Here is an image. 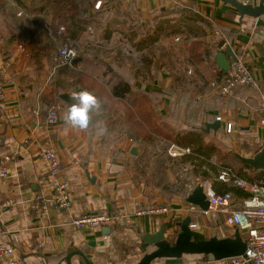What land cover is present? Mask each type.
<instances>
[{
    "label": "crops",
    "instance_id": "0c3cea01",
    "mask_svg": "<svg viewBox=\"0 0 264 264\" xmlns=\"http://www.w3.org/2000/svg\"><path fill=\"white\" fill-rule=\"evenodd\" d=\"M133 1L143 27L145 30L147 27L149 33L156 17L179 5L203 20L198 27L202 36L186 35V40L174 38L173 42H177L178 48L182 49L183 67L170 71L168 75H158V78H169L170 83L163 82L159 89L162 94L155 104L158 124L165 125L173 137L189 136L190 131L200 135L203 147L195 153L200 161H192L193 156L169 157L149 151L145 153L148 143L138 138L133 140L129 123L119 114L115 104L98 102L99 107L90 112L89 125L85 129L75 128L65 119L69 106L75 102L72 93L81 91L75 85L76 73H84L106 84L109 79L106 71L102 70V64L113 60L112 69L118 73L120 68L123 69L122 61L125 60L124 68L131 85L140 83L142 87L149 86L145 75H142L144 72L133 80L132 64L143 65L153 59L160 61L157 52L147 54L154 45L157 51H163L166 45L167 52L175 50L177 45L157 41L153 46L136 52L121 34L126 27L122 29L114 25L111 31L117 34L116 38L110 36L109 39L111 58L102 59L97 52L94 54L98 56L92 57L83 52L74 68L73 65L69 67L73 73H67L62 69L65 67L55 68L53 52L36 62L29 58L28 46L5 40L2 27L0 67L7 60L11 61V65L0 76L6 82L5 97L0 106V161L3 157H10V161L6 162V177L0 178V242L13 247L23 264H66V256L77 251L88 254L90 264H136L144 254L154 250L152 246L143 250V237L153 235L164 226L165 237L173 240L178 224L186 217H190L193 234L198 235L200 240L212 236L230 237L235 231L239 232V236L244 234L237 228H224L222 232L224 217L205 213L188 204L184 194H191L196 187L192 186V179L199 173L212 183L216 182L218 168L228 162L226 156L216 159L211 145L217 134L225 137L228 152L232 148L243 158L253 157L264 145V125L260 124L264 118V107L260 101L264 93V18L241 17L231 5L221 0ZM237 1L252 6L261 2L264 4V0ZM86 33L95 34V30L89 28ZM99 33L95 34L98 38L96 44H108L101 39V35L98 36ZM192 42H199L207 50L217 48V54H222L228 47L234 58L242 59L254 86L235 87L228 96L217 94L209 86V76L215 71L212 62H203L199 52L195 55V62L187 59L185 49ZM20 47L24 48L23 52ZM123 47L130 52L132 50L125 59L119 56ZM214 66L217 68L215 62ZM113 82L112 79L109 86ZM71 85L77 88L71 89ZM141 89L138 91L141 92ZM62 94L68 96V101L59 98ZM55 97L64 104L56 102L58 120L49 125L47 112ZM216 117H220V121H216ZM216 122L220 125L217 131L205 127ZM227 123L232 126L229 133L225 132ZM157 140L158 144L166 143L160 138ZM44 142L50 143L56 151L60 177L68 183L72 203L68 211L53 209L52 191L45 184L47 170L37 157V148ZM169 143V147H174L171 151L178 154L179 149H184L172 141ZM229 155L237 175L255 178L264 174V171H253ZM156 160L159 163H155ZM184 170L188 171L190 178L181 177ZM167 186L177 188L180 193L168 191ZM37 195L39 200L35 199ZM233 197L237 208L247 195L235 188ZM134 202L163 203L168 205L169 212L156 217H134ZM34 204L39 210L33 208ZM95 211L109 212L113 216L112 222L94 231L71 226L72 216ZM206 261L202 255L183 254L178 258H157L150 264H205ZM80 262L79 255H71V264ZM0 264L7 262L0 260Z\"/></svg>",
    "mask_w": 264,
    "mask_h": 264
},
{
    "label": "trees",
    "instance_id": "16d2710c",
    "mask_svg": "<svg viewBox=\"0 0 264 264\" xmlns=\"http://www.w3.org/2000/svg\"><path fill=\"white\" fill-rule=\"evenodd\" d=\"M10 1L16 3L18 7L23 9V15L21 13L18 16L19 18H17L18 13L12 10L10 11L8 8L9 3L7 4L6 0H0V19L7 18L13 22L11 26L7 24L3 26L5 40L27 45L28 56L35 62L47 54L50 55L56 42H60V45L76 47L75 43L85 38L84 33L89 28L93 31L95 30V34L100 31L102 35L101 39L107 40L110 39L112 26L116 24L121 26L122 29H124L125 26L127 30H121V34L129 41L130 46L136 52L142 51L147 48V46L167 36H171L170 38L176 37L178 39L181 37L185 39L186 35L191 37L192 34L199 37L202 36V31H199L198 27L199 24H203V20L195 16L191 10L183 5L175 6L168 13L156 17L152 25V33L149 35L147 27L146 30L144 29L145 27H143L141 16L135 10L133 0H126V2H124L125 0ZM97 3L98 5L96 7ZM56 25H61L63 27L62 33L58 34L57 29H55ZM11 28L15 30L16 35ZM185 51H187V59L190 62H195L194 58L198 52L203 56V62H208L209 60L212 62L211 66L215 71L212 74L210 73V83L213 81L218 82L224 77L226 71L216 68L214 66V61H212L217 54V48L207 50L203 49L199 42H192L189 43ZM82 56L83 54L81 53L79 55L77 51V56L73 64L76 65ZM231 61L232 59L228 58V64ZM111 62L106 63L108 73L110 74L108 76L109 81H107L106 84L95 80L91 76L78 72L75 74V85L80 87L81 90L93 93L95 97H98V102L104 105L115 104L119 114L129 123V130L131 135H133V140L138 138L145 143L151 141L157 143V139L160 138L166 142V147L163 149L164 154H166L167 147L170 146L169 142L172 141V143H176L184 149L188 148L190 154L184 155V157L193 156L195 158L192 161H195V159H197L195 153H199L200 149L203 147L200 135H194L192 133L193 131H190L191 133H189V136L178 139L169 133L165 125L158 124L157 122L155 100L159 99V95L162 94L159 89L162 87L163 80L165 79L158 78V75L164 74L160 70L161 67H163L161 62L156 59L149 62V65H153V69L157 74L153 77L152 83L149 84V86L143 87L140 83L131 85L130 77L126 74L125 68H120L119 72L116 73L114 69H112ZM197 64L198 63H196V65ZM132 77L134 80L136 75L132 74ZM112 79L114 81L113 85L109 86ZM5 84L6 82L0 77V85L4 87ZM76 86L74 87V85H71L70 88L76 89ZM139 89H141V92L138 91ZM57 93L56 91V94ZM166 97L168 96L166 95ZM56 102L64 104L63 101L55 97L51 105H56ZM196 128L197 127H193L192 129ZM209 149L211 148L209 147ZM220 156H222V158L225 156L231 157L228 151L225 153L219 152V157ZM181 157H183V155ZM189 160L190 159L186 161ZM221 165L237 173L230 162H225ZM212 184L217 194H231L232 203L235 204L233 201L234 187L219 182H213ZM166 189L168 191L170 190L172 193H180L177 188H172V186H167ZM240 238L245 241V234H241ZM193 239L200 240V237L194 235Z\"/></svg>",
    "mask_w": 264,
    "mask_h": 264
},
{
    "label": "built area",
    "instance_id": "2783aa9c",
    "mask_svg": "<svg viewBox=\"0 0 264 264\" xmlns=\"http://www.w3.org/2000/svg\"><path fill=\"white\" fill-rule=\"evenodd\" d=\"M98 3L96 4L97 7ZM58 34L63 32V27L57 28ZM225 46H222L224 48ZM19 50L23 52L24 48ZM75 46L60 45L52 55V62L55 68L71 67L77 56ZM11 61L3 62L0 67V76L4 75L6 69L10 67ZM210 88L221 96H228L233 93V89L239 86H254V81L247 71L241 58H234L229 64L224 77L218 82H211ZM5 91L3 85H0V106L4 101ZM260 101L264 107V93L260 96ZM58 120V107L52 105L48 112L46 121L49 125H54ZM220 121V117L215 118ZM260 124L264 125V118ZM231 124H225V132L231 131ZM173 146L169 147L168 154L171 157L178 155H188V148L179 149L180 154L171 151ZM174 148V147H173ZM177 150V149H176ZM37 157L44 164L47 170L45 184L52 191V206L55 211H68L72 205L69 196L68 183L60 177V161L58 155L50 143H42L37 148ZM10 157H3L0 167V178H5L7 174L6 162ZM197 162L200 158L197 157ZM214 164V163H212ZM211 164V165H212ZM215 181L224 185H231L247 195L243 198L238 207L232 203V196L229 193L217 194L213 188L212 181L202 174L194 176L192 186L195 185L201 189L205 200L208 202V211L223 216L224 228H237L243 231L245 239V251L238 257L227 258L223 260L206 261L205 264H264V174L257 175L255 178H243L233 172L230 168L220 166L215 175ZM188 193L184 197H188ZM40 196H35L39 200ZM34 209L39 210L38 206L33 205ZM169 212V207L163 203L143 204L134 202L132 214L134 217H156L165 215ZM113 220L112 214L106 211H95L87 214L74 215L70 218L72 227L83 231H94L109 225ZM0 260H5L7 264H23L18 257L15 249L5 243L0 242Z\"/></svg>",
    "mask_w": 264,
    "mask_h": 264
},
{
    "label": "water",
    "instance_id": "95a60500",
    "mask_svg": "<svg viewBox=\"0 0 264 264\" xmlns=\"http://www.w3.org/2000/svg\"><path fill=\"white\" fill-rule=\"evenodd\" d=\"M225 4L231 5L238 14L242 16L264 18V4L261 2L256 6L241 3L237 0H221ZM228 58L234 59L231 50L227 47L222 54H217L214 62L217 68L226 71L228 68ZM61 100L68 101V96L62 94L59 96ZM219 123H212L205 125L206 128H211L217 131ZM238 161L252 168L253 171H264V145L251 158H243L237 155L235 151L230 148L229 152ZM188 204L196 206L203 212L208 211V202L199 187H195L191 194L186 198ZM190 217L184 218L178 224V231L173 240L170 237H165L166 228L162 226L153 235H147L142 238V248L145 250L148 246H152L154 250L151 253H146L136 264H150L157 258H178L183 254L188 255H202L208 261L223 260L232 257H238L245 251V242L240 238L239 232L235 231L230 237L212 236L206 240H194L193 230L190 226ZM76 254L81 258L79 264H90L88 262L89 255L81 251L70 253L66 256V264L70 263L71 255Z\"/></svg>",
    "mask_w": 264,
    "mask_h": 264
},
{
    "label": "rangeland",
    "instance_id": "374dc122",
    "mask_svg": "<svg viewBox=\"0 0 264 264\" xmlns=\"http://www.w3.org/2000/svg\"><path fill=\"white\" fill-rule=\"evenodd\" d=\"M6 2H7V4L9 3V5H8L9 7L8 8L10 9V11L12 10V11H15L16 13H18L17 14V18H19L18 16L21 13L23 15V9H21L20 7H18V5H16V3H14V2H12L10 0H6ZM3 19H0V31H1L2 27L5 26V24L11 26L12 23H13L12 21H10L7 18H3ZM117 26L119 27V25H117ZM58 27H62V26L61 25H56L55 26V29H57ZM11 29H13V28H11ZM152 30L153 29H151L149 35L152 33ZM13 33L15 34V30L13 31ZM115 34H117V33L112 32L110 36H112V37L114 36L113 38H116ZM3 35H5V34H3ZM84 35H85V38L82 41H79L78 43H75L79 55L81 53L84 54L83 52H85L86 55H89V56H92V57L99 55L100 57H102V59H109V58H111L112 50L110 51V49H109V39H107V40H104L103 39L108 44L102 42V44L104 45V46H102L99 43L96 44V42H95L98 39L96 37L97 35H95L93 33H91L90 35H88L86 32L84 33ZM100 35L101 34L99 33L98 36H100ZM63 36H64V34H63ZM170 37L171 36H167L166 38H162L158 42L164 41L167 44L173 43V44L177 45V47H175V50H170V51L167 52L166 45H165V48H164L163 51L162 50L157 51L156 45L153 46V44H152L151 45V46H153L152 50L149 49L148 50V53H147L149 55H150V53H152L154 55V53L157 52L156 55L157 56L158 55L160 56V62L163 65V67H161L160 70H161V72H163V73H165L167 75H168V73H170V71L175 70V69H179V68H182L183 67V65L181 64L182 61H183L182 55H181L182 54V52H181L182 49L181 48L180 49L178 48V43L177 42H173V40H174L175 37H172V38H170ZM119 39H120V37H117V40H119ZM85 41L88 42V43H86L87 45H84V42ZM60 44H61L60 42H56L54 44L55 47L52 49V52L53 53L56 51V49L59 47ZM96 52H97L98 55H95L94 54ZM158 52H160V53H158ZM131 53H132V50L130 52L129 50H127L126 48L123 47L122 54L121 55L119 54V56H121L123 59H125L127 57V55H131ZM157 56H156V58H157ZM135 57H137V55H135ZM152 58H154V57H152ZM135 59H137V58H135ZM124 61H122L123 64H124L123 67L125 66V62ZM151 62H152V60H151ZM134 63L132 64V67L130 68L131 69V72L133 74H135L136 76H141V74L144 72L142 75H145V78H146L147 82L151 84L153 77L156 76V74H157L156 71L153 69V65L151 64L149 66V64H148L149 62L148 63H145L144 62L143 65L141 64V65H138L137 66L136 63L135 64ZM102 66H103L102 67V70L106 71L107 75L109 76L110 74L108 73V69H107L106 63L105 64L103 63ZM73 68H74V64H73ZM91 68H92V66H91ZM62 69L65 70V72H67V73H73V70H71V68H69V67H65V68H62ZM146 70H147V72H146ZM184 70H186V69L184 68ZM164 82L170 83L169 78L164 79ZM155 101H156L155 102V104H156L158 100H155ZM147 145L148 146H145V153H146V151H149L151 154H156V155L160 154L161 156L164 155L163 149L166 147V143L163 142L161 144H158V143H154L153 141H151V142H148ZM212 146L214 147V149H216V151H215L216 159H219V152L225 153L227 151V142H226L225 138L222 137L221 134H217V136L215 137V139L212 142ZM151 154H149V155H151ZM166 155L169 156L168 151H166ZM163 159H165V157H163ZM225 159H226V161H228L230 163L232 162V159L229 158L228 156H226ZM155 163H159V160H156ZM233 165L234 164L232 162L231 163V166L233 167ZM166 166H167V163H166ZM187 174H188V171L184 170L183 173H182V175H181V177L182 178L185 177V179L190 178L189 175H187Z\"/></svg>",
    "mask_w": 264,
    "mask_h": 264
},
{
    "label": "clouds",
    "instance_id": "9594fccd",
    "mask_svg": "<svg viewBox=\"0 0 264 264\" xmlns=\"http://www.w3.org/2000/svg\"><path fill=\"white\" fill-rule=\"evenodd\" d=\"M72 103L67 112L65 119L71 126L79 129H85L89 125L90 112L99 107L97 98L88 91L81 90L72 93Z\"/></svg>",
    "mask_w": 264,
    "mask_h": 264
}]
</instances>
